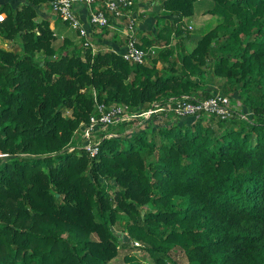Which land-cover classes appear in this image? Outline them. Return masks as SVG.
Instances as JSON below:
<instances>
[{
    "label": "trees",
    "instance_id": "obj_1",
    "mask_svg": "<svg viewBox=\"0 0 264 264\" xmlns=\"http://www.w3.org/2000/svg\"><path fill=\"white\" fill-rule=\"evenodd\" d=\"M52 1L0 5V35L18 46L0 47V264H112L131 247L155 264H179L177 251L186 264H264V0H211V27L179 60L171 37L199 0H164L167 48L144 64L93 53L77 32L55 44L59 17L38 19ZM213 76L251 118L141 119L101 132L94 155L74 142L97 103L201 100Z\"/></svg>",
    "mask_w": 264,
    "mask_h": 264
},
{
    "label": "built area",
    "instance_id": "obj_2",
    "mask_svg": "<svg viewBox=\"0 0 264 264\" xmlns=\"http://www.w3.org/2000/svg\"><path fill=\"white\" fill-rule=\"evenodd\" d=\"M77 3L88 9L90 26L98 29L113 27L121 30L125 38V48L121 52L124 60L133 64H144L149 62L160 49L158 45L141 47L139 16L134 11L137 0H53L51 7L54 14L66 22L69 28L77 32L83 46L91 48L93 53H97L99 49L91 39L88 27L75 9ZM189 28L192 29V26ZM55 33L58 36L56 31ZM61 37L64 39V36ZM94 95H96L95 92ZM237 112L243 119L248 118L247 114L240 113L241 110L234 106L228 94H225L220 88H215L208 98L182 100L177 103L169 102L165 105L152 106L143 112L133 109L126 103L112 105L97 103L96 112L91 115L89 123L82 126L79 131L81 137L84 138V147L94 155L98 152V143L93 141L94 134L100 130L106 131L108 127L122 121L131 122L155 117V122L158 123V119L164 122L172 116L176 119H184L191 116L198 118L203 114L228 121ZM134 244L141 246L140 242H134Z\"/></svg>",
    "mask_w": 264,
    "mask_h": 264
},
{
    "label": "crops",
    "instance_id": "obj_3",
    "mask_svg": "<svg viewBox=\"0 0 264 264\" xmlns=\"http://www.w3.org/2000/svg\"><path fill=\"white\" fill-rule=\"evenodd\" d=\"M7 1L12 2L13 0H0V5H3V3ZM163 2L164 0H137V3L134 7V11H136L139 16L140 38L142 37L143 39V37H145L148 40L154 39L156 44L160 46V48L165 49L167 48V44L164 40V37L160 36L161 30H164V28L166 29L167 25L173 26L175 21L171 15L167 14V11L162 5ZM197 5H199V19H201L203 23L210 24L211 22H213L215 17L209 13V10L212 8L213 5L212 1L199 0L197 2ZM75 9L81 20L88 27L90 37L99 50H116L120 53L124 51L125 38L120 29H115L113 27L98 29L96 27H92L88 22V9L84 5L79 3L75 4ZM2 14L6 13H1L0 15ZM50 17H53L54 19L58 18L54 14L51 6L46 8L43 7L40 11L38 19H46ZM57 25L58 26L55 31L58 33L57 38L59 39V41H61V43V36L65 37L66 35L75 38V41L78 42L76 33L68 35V29L71 30L68 24H66L59 18ZM189 26H191L189 19L184 18V25L182 28L185 31L177 35L175 33L172 34L171 46L175 48L174 53L172 55L173 60L178 58L180 50L184 53H189L195 48L197 44L198 39H194L189 35ZM177 60H179V58ZM160 66H162L161 63Z\"/></svg>",
    "mask_w": 264,
    "mask_h": 264
},
{
    "label": "rangeland",
    "instance_id": "obj_4",
    "mask_svg": "<svg viewBox=\"0 0 264 264\" xmlns=\"http://www.w3.org/2000/svg\"><path fill=\"white\" fill-rule=\"evenodd\" d=\"M198 8H199V5H197V3H196L195 14L192 17L188 18L190 21V25L192 26V29L188 32H189V35L194 39H199L203 35V33L211 27V25L209 23H203L201 21V19H199L200 16L198 13ZM3 15L6 17V14H3ZM68 31H69V33L66 32V33H68V35H72V34L76 33V32H74V30L72 31V29L71 30L68 29ZM61 40H63V39L61 38ZM13 43H14L13 41L6 40L5 38H3L0 35V47H2L4 49H12L14 51H17L18 46L17 45L13 46L12 45ZM55 44L59 45V44H61V41H59V39H57L55 41ZM221 83H222V81L220 79H215L214 76H213V78L209 77V79L206 80V82H205V84L207 86L206 89L214 86L213 88H220V90H221ZM217 85H219V86H217ZM229 96L231 97V100H232V103L234 104V106H236L238 109L241 110L240 113H245V114H247L248 117H250L253 114V110H251L250 108L247 107V104L244 102V100L237 99L235 97H232L231 95H229ZM152 105L157 106L159 104L155 105V103H153ZM148 120H149L148 118L143 119V121H148ZM179 120H181V119H176L175 117L172 116L169 119L165 120L164 123H167V122L168 123H174V122L179 121ZM141 123H142L141 119H139L136 122H133V124H131V122H126V121L119 122V123L115 124L114 126L108 127L106 131L100 130L97 133H95L93 136V141L94 142L100 141V139H101L100 133L101 132H106L107 134H110V135L120 134L121 132H124V131H125V133H131L134 131V128L131 130L132 126H137L138 124H141ZM83 140H84V138L81 137V134L79 131L76 134V136L74 137V142L76 145L82 144V146H84ZM123 225L124 224H122V226ZM113 230L117 234L121 235L122 242H127L129 240L128 233L126 231H123L122 227L120 228L119 226H115ZM138 248H142V247H138ZM127 252L135 254L137 257H139L142 260L143 264H155L154 260L150 257V255L148 254V252L146 250H144L143 248L142 249H132V247L129 250H127L125 248L121 249L119 256L112 261V264H126L125 254H127ZM173 255L179 264H186L187 263V258L185 256V254H183L182 251H177Z\"/></svg>",
    "mask_w": 264,
    "mask_h": 264
},
{
    "label": "bare ground",
    "instance_id": "obj_5",
    "mask_svg": "<svg viewBox=\"0 0 264 264\" xmlns=\"http://www.w3.org/2000/svg\"><path fill=\"white\" fill-rule=\"evenodd\" d=\"M1 18H3V19H4V16H3V15H1Z\"/></svg>",
    "mask_w": 264,
    "mask_h": 264
},
{
    "label": "clouds",
    "instance_id": "obj_6",
    "mask_svg": "<svg viewBox=\"0 0 264 264\" xmlns=\"http://www.w3.org/2000/svg\"><path fill=\"white\" fill-rule=\"evenodd\" d=\"M0 20H3V18L2 19L0 18Z\"/></svg>",
    "mask_w": 264,
    "mask_h": 264
}]
</instances>
